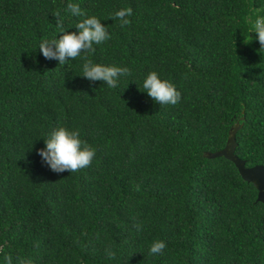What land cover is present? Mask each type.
<instances>
[{
  "label": "trees",
  "instance_id": "1",
  "mask_svg": "<svg viewBox=\"0 0 264 264\" xmlns=\"http://www.w3.org/2000/svg\"><path fill=\"white\" fill-rule=\"evenodd\" d=\"M69 3L108 29L89 58L131 70L117 88L40 52L78 32ZM128 7L121 28L110 17ZM258 16L264 0H0V264H264L257 186L208 156L239 122L235 153L264 165V48L244 43ZM151 71L178 104L141 90ZM59 127L96 149L90 167L57 173L37 154Z\"/></svg>",
  "mask_w": 264,
  "mask_h": 264
},
{
  "label": "clouds",
  "instance_id": "2",
  "mask_svg": "<svg viewBox=\"0 0 264 264\" xmlns=\"http://www.w3.org/2000/svg\"><path fill=\"white\" fill-rule=\"evenodd\" d=\"M67 8L73 16L84 17L75 25L78 32L66 30L58 39L42 41L39 45L40 52L46 59H57L59 65H65L69 60L82 58V74L80 75L89 81H103L109 88H117L119 79L131 75V70L128 67L94 63L89 58V55L96 51L94 45L102 44L111 38L105 24L95 15L87 16L79 4L69 3ZM54 14L58 18V25L62 28L63 21L60 19L59 13ZM132 14L131 7L122 8L112 14L110 18L118 20L119 26L124 28L131 25ZM251 32H255L256 37L248 34L244 36V43L250 44L253 39H258L261 48H264V17L258 16L255 19L249 33ZM140 88L161 106L176 105L181 100V93L176 86L171 81L162 79L156 71H151L146 76ZM44 139L46 146L39 149L37 154L54 172H79L81 169L90 167L96 157V149L81 139L79 130L59 127ZM135 227L137 231H142L141 223H137ZM166 247V242L158 239L151 244L149 255H162ZM0 252H3L2 245H0ZM106 255L108 258L114 259L116 253L111 248H107ZM5 260L6 264H12L10 255H6ZM19 264H32V262L20 260Z\"/></svg>",
  "mask_w": 264,
  "mask_h": 264
},
{
  "label": "water",
  "instance_id": "3",
  "mask_svg": "<svg viewBox=\"0 0 264 264\" xmlns=\"http://www.w3.org/2000/svg\"><path fill=\"white\" fill-rule=\"evenodd\" d=\"M242 126L241 123L237 122L231 130L230 137L226 146L214 153H209V157L224 156L228 160L232 161L237 167L242 178L248 182H253L258 188V201L264 203V165L257 164L254 166H246L245 160L240 158L236 153L237 140L236 133Z\"/></svg>",
  "mask_w": 264,
  "mask_h": 264
}]
</instances>
